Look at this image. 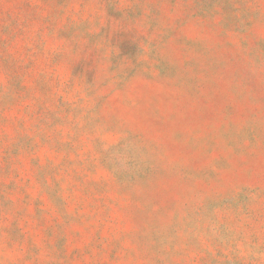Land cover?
<instances>
[{"label":"rangeland","instance_id":"rangeland-1","mask_svg":"<svg viewBox=\"0 0 264 264\" xmlns=\"http://www.w3.org/2000/svg\"><path fill=\"white\" fill-rule=\"evenodd\" d=\"M0 264H264V0H0Z\"/></svg>","mask_w":264,"mask_h":264}]
</instances>
